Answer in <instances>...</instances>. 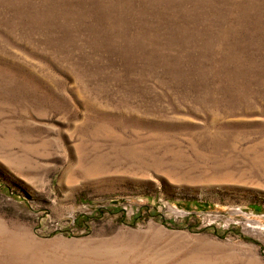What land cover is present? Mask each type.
I'll return each instance as SVG.
<instances>
[{
  "label": "rangeland",
  "instance_id": "1",
  "mask_svg": "<svg viewBox=\"0 0 264 264\" xmlns=\"http://www.w3.org/2000/svg\"><path fill=\"white\" fill-rule=\"evenodd\" d=\"M0 264H264V0H0Z\"/></svg>",
  "mask_w": 264,
  "mask_h": 264
},
{
  "label": "trees",
  "instance_id": "2",
  "mask_svg": "<svg viewBox=\"0 0 264 264\" xmlns=\"http://www.w3.org/2000/svg\"><path fill=\"white\" fill-rule=\"evenodd\" d=\"M201 204H198L197 206H200Z\"/></svg>",
  "mask_w": 264,
  "mask_h": 264
}]
</instances>
